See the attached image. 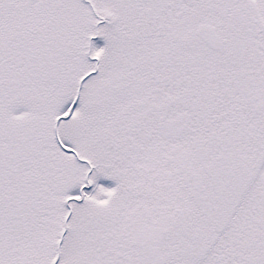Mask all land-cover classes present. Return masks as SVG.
<instances>
[{"label": "snow or ice", "instance_id": "obj_1", "mask_svg": "<svg viewBox=\"0 0 264 264\" xmlns=\"http://www.w3.org/2000/svg\"><path fill=\"white\" fill-rule=\"evenodd\" d=\"M0 264H264V0H0Z\"/></svg>", "mask_w": 264, "mask_h": 264}]
</instances>
